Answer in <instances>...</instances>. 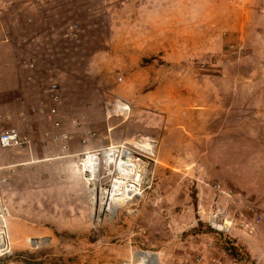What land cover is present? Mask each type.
Instances as JSON below:
<instances>
[{
	"label": "rangeland",
	"instance_id": "374dc122",
	"mask_svg": "<svg viewBox=\"0 0 264 264\" xmlns=\"http://www.w3.org/2000/svg\"><path fill=\"white\" fill-rule=\"evenodd\" d=\"M0 20L38 48L31 76L54 111L45 134L71 156L51 143L42 161L35 147L30 170L19 165L31 143L12 148L0 264H253L264 252V0H0ZM117 146L140 158V177L125 206L96 218L79 159ZM70 179L73 198L52 197ZM28 189L41 197L25 215ZM216 209L229 234L208 227ZM62 214L66 229L49 228Z\"/></svg>",
	"mask_w": 264,
	"mask_h": 264
},
{
	"label": "crops",
	"instance_id": "0c3cea01",
	"mask_svg": "<svg viewBox=\"0 0 264 264\" xmlns=\"http://www.w3.org/2000/svg\"><path fill=\"white\" fill-rule=\"evenodd\" d=\"M5 30L8 29L5 26L2 28V22H0V133L8 130L9 127L15 128L22 135L29 137L32 145V151L29 153L30 158L26 157L22 165H19L20 163L13 159V157L18 154V149L11 148L5 151H0V169L5 171L7 170V173L11 176V178H13L14 175L11 173L10 169L14 166H24L26 169L30 170L35 168V147L38 149V155L43 161V155L45 154L43 147H47V145L53 143V147H58L54 155H61L62 152L64 153V151L69 149V146L66 147L65 145L69 143H65L62 137L60 138L53 135L52 138V136H47L45 134H50L54 128L50 127L51 123L49 125L47 124L48 121L53 122V117H50L52 112L49 111L50 109H48L46 103L43 101V92H47L43 89V78L37 79V77L33 78L31 76L33 67H37V65L33 64L32 59L35 60V58H32V52L33 49L38 50V48L32 46L33 41H31L29 37H26L25 34L27 30H22L21 36L24 37H20L17 40L15 37H12L10 32ZM13 31L15 33V29H13ZM26 40H28L27 43H25ZM14 42H18L19 44ZM263 69L264 64L257 60L255 62V70L257 71L256 74L260 75ZM37 71L40 72L41 69ZM41 118L43 120H41ZM37 119L41 120L40 123H37ZM44 120L45 126H42L41 123ZM37 124H40V126ZM36 134H39L38 138L35 136ZM48 138L49 140L47 141ZM37 140L39 141L38 143H36ZM57 157L70 158L71 156L63 157L62 154ZM28 177L29 175H27V179L23 178V181L27 184L32 181V177ZM77 183L78 181L75 179L67 180V183H65L66 185L64 187L62 186L63 188H67L66 193H63L62 190L54 187L52 197L62 199L63 195L66 194L72 199L78 190ZM26 193L29 194H23L25 195V215H27V212H36L35 206L39 204L38 198L41 197V193L34 192L32 189H28ZM68 213L72 215L74 214L72 207L67 208V212H65V214L68 215ZM77 213L78 212L75 214ZM65 214L59 215V218L63 220ZM64 220H66V218ZM64 220L62 222L56 221L54 223L55 225L50 223L51 226L49 228L66 229V227L60 225L64 222Z\"/></svg>",
	"mask_w": 264,
	"mask_h": 264
},
{
	"label": "bare ground",
	"instance_id": "6f19581e",
	"mask_svg": "<svg viewBox=\"0 0 264 264\" xmlns=\"http://www.w3.org/2000/svg\"><path fill=\"white\" fill-rule=\"evenodd\" d=\"M118 153L119 155L116 156L117 161H115L113 152L110 150L101 151L104 169L106 170L103 173L105 176L102 177V179H106L110 182L109 186L104 185L108 188V190L103 193L97 192L94 187L97 184L96 179L98 173V156L93 154L89 157V159H87L85 163L86 165H84L85 169L82 171V173L84 175L86 186L90 189L89 192L91 201L94 203L96 208V218H98L101 213L102 216L103 214L106 215L105 213H112L114 209H117L118 207L125 204L135 194L134 192L136 187L134 186L133 182H138L141 173V171H139L137 168L136 160L140 161V158L136 154H131V152L129 150H125V148L120 149ZM113 167L114 169L112 170ZM115 174L118 176L120 175V180L115 176ZM141 183H139V186ZM120 187H122V189ZM4 226L5 225H3V228ZM7 244L9 245L6 239H3V233H1L0 249L4 247L7 248ZM139 261L141 264H145L142 259Z\"/></svg>",
	"mask_w": 264,
	"mask_h": 264
},
{
	"label": "built area",
	"instance_id": "2783aa9c",
	"mask_svg": "<svg viewBox=\"0 0 264 264\" xmlns=\"http://www.w3.org/2000/svg\"><path fill=\"white\" fill-rule=\"evenodd\" d=\"M122 110L127 111L128 109L125 106H123ZM51 112L54 113L53 110ZM30 143H31V141L28 137L21 135L15 129H8V130L2 131L0 133V150H8V149L17 148V147H28V146H30ZM120 149H124V148L122 146L121 147L117 146V147H113V148L110 147L108 149H102V150H99L98 152L95 151L96 153H94V151L85 152L82 155V158L79 159V161H80L79 165L81 166V169L83 171L85 169L84 165H86L85 163H86L87 159H89V157L94 154V155L98 156V159H99L98 162L102 163V166H104L103 161H102V157H101V151H104V150H110L111 152H113L114 156H115V161H117L116 156L119 155L118 151ZM125 150H128V149H125ZM130 152H131V154H135L132 151H130ZM97 169H98V166H97ZM113 169H114V167L112 168V170ZM115 176L118 177L120 180V175L118 176L115 174ZM4 212H6V209L4 206H2V204L0 202V229L3 228V225L6 226L5 218L3 217ZM206 223H207L208 227L210 229H212L214 232H216L217 234L218 233L229 234L231 229H232V220L229 218L227 212L223 209H216V210L211 211L209 213V215L206 217ZM5 230H6V227H5ZM6 232H7V230H6ZM3 239L4 240L6 239V241L9 242L8 237H7V233H3ZM0 251L1 252L6 251V253L8 252L6 247L1 248ZM199 260L200 259H196L197 262L194 264H198ZM119 264H125V263H119ZM199 264H201V263H199ZM253 264H264V252H260V254H258L256 256V258L253 261Z\"/></svg>",
	"mask_w": 264,
	"mask_h": 264
},
{
	"label": "water",
	"instance_id": "95a60500",
	"mask_svg": "<svg viewBox=\"0 0 264 264\" xmlns=\"http://www.w3.org/2000/svg\"><path fill=\"white\" fill-rule=\"evenodd\" d=\"M99 217H101V215Z\"/></svg>",
	"mask_w": 264,
	"mask_h": 264
}]
</instances>
